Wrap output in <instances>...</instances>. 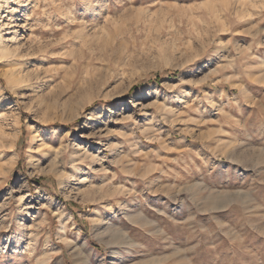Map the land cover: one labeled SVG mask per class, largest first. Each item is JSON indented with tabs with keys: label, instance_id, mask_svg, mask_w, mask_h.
Segmentation results:
<instances>
[{
	"label": "rangeland",
	"instance_id": "1",
	"mask_svg": "<svg viewBox=\"0 0 264 264\" xmlns=\"http://www.w3.org/2000/svg\"><path fill=\"white\" fill-rule=\"evenodd\" d=\"M0 44V264H264V0H0Z\"/></svg>",
	"mask_w": 264,
	"mask_h": 264
},
{
	"label": "bare ground",
	"instance_id": "2",
	"mask_svg": "<svg viewBox=\"0 0 264 264\" xmlns=\"http://www.w3.org/2000/svg\"><path fill=\"white\" fill-rule=\"evenodd\" d=\"M1 45V44H0ZM10 54V51H8V49H6L5 47L1 46L0 47V58H8ZM10 60V59H9ZM15 60V59H14ZM12 65V64H11ZM8 71V70H7ZM7 76V80H8V87L11 91L15 92L16 91V83H18L19 78H17L15 76V74L12 71V68H10V70L8 71V73L6 74ZM2 127V126H0ZM4 136V130L3 128H0V145L2 143V138ZM59 176H62L59 174ZM110 230V229H109ZM116 234V233H115ZM114 234V235H115Z\"/></svg>",
	"mask_w": 264,
	"mask_h": 264
},
{
	"label": "trees",
	"instance_id": "3",
	"mask_svg": "<svg viewBox=\"0 0 264 264\" xmlns=\"http://www.w3.org/2000/svg\"><path fill=\"white\" fill-rule=\"evenodd\" d=\"M175 74H176V71H172V70H166V71H163V72H157V73L154 74L153 79L158 80L161 76H170V77H173V76H175ZM148 80H146V81H148ZM0 82H3V80L0 79ZM138 84H140V83H138ZM135 87H136V85H133L130 88L129 91L133 90ZM37 181L44 185V183H43L44 178L43 177H38L37 178ZM68 205L69 206H72L73 204L72 203H69Z\"/></svg>",
	"mask_w": 264,
	"mask_h": 264
}]
</instances>
